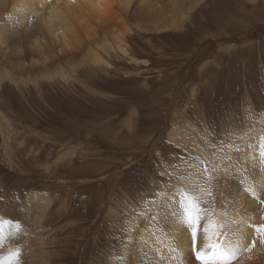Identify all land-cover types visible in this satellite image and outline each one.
I'll return each mask as SVG.
<instances>
[{"label": "rangeland", "instance_id": "rangeland-1", "mask_svg": "<svg viewBox=\"0 0 264 264\" xmlns=\"http://www.w3.org/2000/svg\"><path fill=\"white\" fill-rule=\"evenodd\" d=\"M112 5L115 27L82 33L65 58L35 17L0 18L2 55L25 67L0 81V264H130L144 225L160 233L154 195L208 212L209 157L264 138V0Z\"/></svg>", "mask_w": 264, "mask_h": 264}, {"label": "bare ground", "instance_id": "bare-ground-1", "mask_svg": "<svg viewBox=\"0 0 264 264\" xmlns=\"http://www.w3.org/2000/svg\"><path fill=\"white\" fill-rule=\"evenodd\" d=\"M133 1L3 0L0 6V18L4 16L2 14L6 13L5 11H7L5 16L14 18L13 21L16 23L28 19L33 21L35 17L34 24L39 27L45 42L49 40L53 43L55 38L59 41L60 38L62 39L63 45H59V55L65 58L71 53L70 47L72 49L73 46L78 45L82 33H95L96 28L102 32L115 27L114 23L120 19V16L112 11V2L127 11ZM56 33L60 35H55ZM93 36L94 34L86 35L89 40H92ZM93 43L95 41L91 44ZM44 46L43 51L39 53L41 60L44 57L45 61L50 56L46 43ZM1 51L2 49L0 53ZM1 57L5 64L0 69V81L9 78L6 68H9L10 72L12 67L25 69L23 64L16 63L18 67L13 66L2 53ZM88 59V62L95 66L101 64L100 58L93 51ZM41 64L47 67L43 61ZM255 132L257 130L246 132L244 136L247 140L238 138L236 142L244 141L223 151L224 154L221 156L224 158L216 163L209 157L210 164L206 168L208 176H200L207 179V192L201 194L208 196L210 204L208 212L202 214L198 209L199 206L195 204L193 206L189 201L191 199L180 198L175 189L154 195L156 200L154 204H150L151 216L162 218L159 223L160 233L154 229L155 227L153 228L154 222L153 225L151 224L152 227L149 226L150 224L144 225V227L148 226V233L145 237L142 235L138 237L140 238L138 248L137 245H133V248L128 247L122 257L125 258L130 248L133 251L137 248L138 253L135 252V259L129 261L130 264H205L197 258L201 253L206 257L203 260L213 259V264H264V228L258 230L256 237L253 236L257 229L255 226H258V223L264 224V159L261 162L252 159L257 148L262 149L261 157L264 158V138L260 139L258 136L262 133ZM256 201L262 204L254 206ZM243 203H246L248 212H245L246 208H242ZM144 220L148 218L145 217ZM162 230L166 233L164 234ZM146 239L150 243L146 246L141 245L140 241ZM111 243L108 241L105 246L103 244L101 259L106 260L105 258L108 257L106 253ZM91 246L96 247V242ZM142 247H145V250ZM113 249L117 250V248ZM133 253L129 256L133 257ZM193 253L196 254L195 258ZM111 257L117 256H109Z\"/></svg>", "mask_w": 264, "mask_h": 264}, {"label": "snow or ice", "instance_id": "snow-or-ice-1", "mask_svg": "<svg viewBox=\"0 0 264 264\" xmlns=\"http://www.w3.org/2000/svg\"><path fill=\"white\" fill-rule=\"evenodd\" d=\"M16 227H18V225H16ZM197 258L201 259V260L206 259V257L203 255V253L199 254Z\"/></svg>", "mask_w": 264, "mask_h": 264}]
</instances>
